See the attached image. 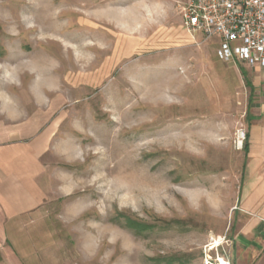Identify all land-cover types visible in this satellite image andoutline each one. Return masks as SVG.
<instances>
[{"label": "rangeland", "instance_id": "1", "mask_svg": "<svg viewBox=\"0 0 264 264\" xmlns=\"http://www.w3.org/2000/svg\"><path fill=\"white\" fill-rule=\"evenodd\" d=\"M186 1L0 0V115L51 176L36 264L231 260L249 87Z\"/></svg>", "mask_w": 264, "mask_h": 264}, {"label": "crops", "instance_id": "2", "mask_svg": "<svg viewBox=\"0 0 264 264\" xmlns=\"http://www.w3.org/2000/svg\"><path fill=\"white\" fill-rule=\"evenodd\" d=\"M231 63L241 66L249 87L248 146L231 261L264 264V69ZM29 127L12 114L0 115V264H36L34 255L22 246L21 236L35 234L42 207L50 198L51 176L43 159L46 143L44 139H30L36 129Z\"/></svg>", "mask_w": 264, "mask_h": 264}, {"label": "built area", "instance_id": "3", "mask_svg": "<svg viewBox=\"0 0 264 264\" xmlns=\"http://www.w3.org/2000/svg\"><path fill=\"white\" fill-rule=\"evenodd\" d=\"M183 26L190 33L218 38L217 54L225 62L264 69V0H188L182 6ZM246 133L240 134V145ZM232 264L226 257L205 264Z\"/></svg>", "mask_w": 264, "mask_h": 264}, {"label": "trees", "instance_id": "4", "mask_svg": "<svg viewBox=\"0 0 264 264\" xmlns=\"http://www.w3.org/2000/svg\"><path fill=\"white\" fill-rule=\"evenodd\" d=\"M247 146H248V133L246 134V140H245V145H244L245 150L247 149ZM128 222H129V225L132 226L138 232H143L146 229V227L143 224H139L133 219H129Z\"/></svg>", "mask_w": 264, "mask_h": 264}, {"label": "bare ground", "instance_id": "5", "mask_svg": "<svg viewBox=\"0 0 264 264\" xmlns=\"http://www.w3.org/2000/svg\"><path fill=\"white\" fill-rule=\"evenodd\" d=\"M52 30V29H51ZM50 31V30H47ZM53 31V30H52ZM60 31V30H59ZM56 32V31H55ZM54 33V32H53ZM60 34V33H59ZM221 264H226L224 261H221Z\"/></svg>", "mask_w": 264, "mask_h": 264}]
</instances>
